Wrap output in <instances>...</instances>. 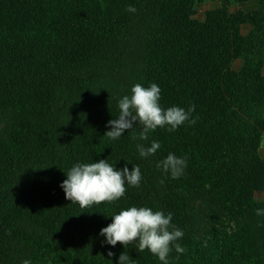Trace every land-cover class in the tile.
<instances>
[{"label":"trees","instance_id":"obj_1","mask_svg":"<svg viewBox=\"0 0 264 264\" xmlns=\"http://www.w3.org/2000/svg\"><path fill=\"white\" fill-rule=\"evenodd\" d=\"M250 1L0 0V264H163L100 235L132 206L172 214L185 252L168 264H264V0L238 8ZM153 83L195 124L107 137L119 100ZM169 154L186 160L179 178L157 167ZM101 159L138 165L139 187L88 208L66 199L71 167Z\"/></svg>","mask_w":264,"mask_h":264},{"label":"clouds","instance_id":"obj_2","mask_svg":"<svg viewBox=\"0 0 264 264\" xmlns=\"http://www.w3.org/2000/svg\"><path fill=\"white\" fill-rule=\"evenodd\" d=\"M129 12H136L134 7L127 9ZM160 88L155 84L143 87L135 84L131 89V95H125L118 102L119 118L108 121L109 131L105 135L116 140L124 134L125 130L132 129L137 123L143 126L139 133L141 140H147L151 131L158 127H169V131H175L186 121L195 124L190 119L194 106L185 109L172 106L163 109L160 104ZM139 155L148 157L154 155L160 148L158 142L153 141L150 147L138 145ZM157 167L169 173L173 179L179 178L186 167V160L169 154L160 161ZM67 179L61 184L65 192V198L72 203H78L81 208H88L92 205H99L104 202H114L124 196L125 184L139 187L141 172L138 165H134L130 171L127 166L117 170L107 160L99 162L76 164L66 173ZM163 181H161L162 183ZM110 225L101 230L100 235L106 237V242L112 246L117 243L125 247L138 242L139 252L149 250L157 256L163 264H168V256L174 246L176 253L183 254L185 248L179 243H174L183 236V232L171 224L172 214L165 215L162 211H153L149 207L132 206L121 210L112 216ZM114 253L108 252V256ZM30 264V261H24ZM119 264H130V257L124 252L119 257Z\"/></svg>","mask_w":264,"mask_h":264},{"label":"crops","instance_id":"obj_3","mask_svg":"<svg viewBox=\"0 0 264 264\" xmlns=\"http://www.w3.org/2000/svg\"><path fill=\"white\" fill-rule=\"evenodd\" d=\"M204 6H205L206 10L216 9V8L219 7V2L209 3V4H206ZM258 7H259L258 2L256 0H251L248 3H244V4L240 5L238 8L244 10L245 12H251V11H254V10L258 9ZM243 32L245 34H248L250 32V27L249 26H245L243 28ZM263 76H264V69H263ZM260 154H261L262 157H264V141H263V145H262L261 150H260Z\"/></svg>","mask_w":264,"mask_h":264},{"label":"rangeland","instance_id":"obj_4","mask_svg":"<svg viewBox=\"0 0 264 264\" xmlns=\"http://www.w3.org/2000/svg\"><path fill=\"white\" fill-rule=\"evenodd\" d=\"M205 11H206L205 6L201 7V8L198 10V17L201 18V17L203 16V14H204ZM258 199H260V200H264V193L259 194V195H258Z\"/></svg>","mask_w":264,"mask_h":264}]
</instances>
